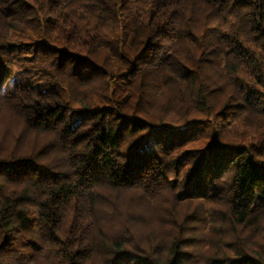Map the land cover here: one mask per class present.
<instances>
[{"label": "trees", "instance_id": "16d2710c", "mask_svg": "<svg viewBox=\"0 0 264 264\" xmlns=\"http://www.w3.org/2000/svg\"><path fill=\"white\" fill-rule=\"evenodd\" d=\"M0 264H264V0H0Z\"/></svg>", "mask_w": 264, "mask_h": 264}, {"label": "rangeland", "instance_id": "374dc122", "mask_svg": "<svg viewBox=\"0 0 264 264\" xmlns=\"http://www.w3.org/2000/svg\"><path fill=\"white\" fill-rule=\"evenodd\" d=\"M80 118H81V114L79 112H73L71 114V124H72V126H76V124L79 122ZM156 132H158V131L154 130L152 132V134L150 133L149 136L146 138V141H145V146L148 149L152 150V151L161 150V146L158 143H156L157 142L156 138H155ZM163 141H164V139H163ZM204 141L202 140L199 144H201Z\"/></svg>", "mask_w": 264, "mask_h": 264}]
</instances>
